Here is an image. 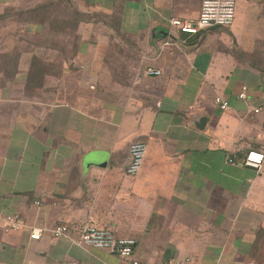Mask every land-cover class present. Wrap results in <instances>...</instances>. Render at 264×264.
<instances>
[{
  "label": "crops",
  "instance_id": "obj_1",
  "mask_svg": "<svg viewBox=\"0 0 264 264\" xmlns=\"http://www.w3.org/2000/svg\"><path fill=\"white\" fill-rule=\"evenodd\" d=\"M201 2L0 0V264H131L72 242L89 215L150 264H264V162L228 161L264 151V0L152 39ZM134 141L146 153L127 175ZM13 213L26 226L4 231ZM56 224L67 236L29 238Z\"/></svg>",
  "mask_w": 264,
  "mask_h": 264
},
{
  "label": "built area",
  "instance_id": "obj_2",
  "mask_svg": "<svg viewBox=\"0 0 264 264\" xmlns=\"http://www.w3.org/2000/svg\"><path fill=\"white\" fill-rule=\"evenodd\" d=\"M236 0H202L200 12L197 18L188 19L180 17H171L167 20V26L171 30L188 35H196L204 30L215 27H227L235 19ZM167 42H165L166 44ZM145 74L150 76L161 75V70L154 67H147ZM247 86L243 84L238 93V98L245 100ZM213 102L221 110H227L229 103L220 95H215ZM259 109H254L258 112ZM128 153L130 163L125 168L127 175H135L139 172L146 153V145L142 141H134L129 145ZM231 164H240L253 169H259L264 162V151L257 148L248 149L239 162L228 159ZM39 204V202H35ZM4 231L17 230L26 226L18 213H13L3 217ZM29 238L39 239L45 232L53 237L67 236L68 226L66 224H56L50 228L29 227ZM75 244H84L86 246L98 249H104L120 258L128 260L131 264H150L139 259L135 255L136 241L133 238H119L110 228H100L95 225L92 217L89 215L84 222L80 236L77 240H72Z\"/></svg>",
  "mask_w": 264,
  "mask_h": 264
},
{
  "label": "water",
  "instance_id": "obj_3",
  "mask_svg": "<svg viewBox=\"0 0 264 264\" xmlns=\"http://www.w3.org/2000/svg\"><path fill=\"white\" fill-rule=\"evenodd\" d=\"M168 26H164V25H161V26H158L156 27L154 30H153V34H152V39H160L161 37H165L167 34H168ZM205 121V118H201L199 119V126L197 124L198 127H201L200 124L202 125V123Z\"/></svg>",
  "mask_w": 264,
  "mask_h": 264
},
{
  "label": "trees",
  "instance_id": "obj_4",
  "mask_svg": "<svg viewBox=\"0 0 264 264\" xmlns=\"http://www.w3.org/2000/svg\"><path fill=\"white\" fill-rule=\"evenodd\" d=\"M65 5V4H64ZM65 7H66V5H65ZM73 14H75V15H72V20H71V26L72 27H74V28H76V26H77V24H78V22H79V19H83V18H86V19H88L89 17H88V15L87 16H85V15H82V14H78V13H73ZM244 156V155H243ZM242 156V157H243ZM134 239V238H133ZM136 241V240H135Z\"/></svg>",
  "mask_w": 264,
  "mask_h": 264
},
{
  "label": "rangeland",
  "instance_id": "obj_5",
  "mask_svg": "<svg viewBox=\"0 0 264 264\" xmlns=\"http://www.w3.org/2000/svg\"><path fill=\"white\" fill-rule=\"evenodd\" d=\"M60 9V6H57ZM72 33V32H71Z\"/></svg>",
  "mask_w": 264,
  "mask_h": 264
}]
</instances>
